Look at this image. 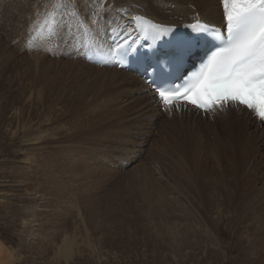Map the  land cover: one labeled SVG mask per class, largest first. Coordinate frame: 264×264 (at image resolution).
Returning <instances> with one entry per match:
<instances>
[{
  "label": "rangeland",
  "instance_id": "374dc122",
  "mask_svg": "<svg viewBox=\"0 0 264 264\" xmlns=\"http://www.w3.org/2000/svg\"><path fill=\"white\" fill-rule=\"evenodd\" d=\"M26 54L0 27V264H264L261 240L239 235L243 225L222 223L217 241L197 235L203 226L181 188L188 178L190 193L198 195L201 182L213 184L227 167L230 173L243 166L230 120L123 114L97 93L96 67L59 58L37 70ZM120 135L138 143L133 164L118 162L113 156L121 147L111 143V154L86 159L97 158L91 165L98 172L83 175V162L64 193L49 186L50 177L63 178L55 162L61 153Z\"/></svg>",
  "mask_w": 264,
  "mask_h": 264
},
{
  "label": "bare ground",
  "instance_id": "6f19581e",
  "mask_svg": "<svg viewBox=\"0 0 264 264\" xmlns=\"http://www.w3.org/2000/svg\"><path fill=\"white\" fill-rule=\"evenodd\" d=\"M139 15L146 16L163 26L186 27L200 20L218 27L226 22L222 0H0V27L10 44L14 43L21 52L26 51L24 57L29 58L30 65L33 64L37 70L38 68L47 70L52 61L68 58L74 67L91 70L96 67L98 69L96 78L99 81L97 93L107 101L110 97L112 101L107 103L112 109H116L115 111L122 109L124 114L128 111L140 110L138 113L145 116H155L162 111L169 116L196 115L209 118L212 115L214 118L221 115L230 120L233 123L232 133L235 136L232 140L239 145L246 158L243 166L240 169L234 168L235 171L230 173H227L228 167L224 173L219 172L215 176L214 185L201 182L200 187L195 189L199 196L190 193L188 178L182 181L181 188L189 192L187 197L194 208L195 220L203 226L197 231L198 233L195 232V235L197 233L217 241V237L223 234L222 223L230 225L233 229L238 224L245 228L239 235L243 236L248 232L247 238L261 240L260 245L264 246V121L245 106H229L226 111L215 109L205 113L193 110L185 104L170 103V107L166 110L163 101L135 74L86 63V52L91 50L105 52L109 49V31L113 35L119 30H133L135 19ZM29 44H31L30 48ZM11 55L13 54L10 53L9 56ZM2 60L3 56H0V63ZM69 77L66 78L68 81ZM82 135L83 131L80 133V136ZM109 139H103L101 144L96 142V145L89 149V146L87 148L78 146L76 150L61 153L55 162L58 165V173H61L63 178L57 180L53 176L50 177L49 186L56 188L58 193H64L65 188L68 189L70 186L67 182L71 180V175L83 162L86 163V168L81 171L83 175L98 172V169H94L96 166L91 164L104 153L111 154L115 149L110 146L111 143L121 147L117 156H113L118 162L133 164L137 160L133 153V149L138 145L137 142L126 140L124 135L112 139L110 143ZM86 151L88 153H84ZM96 152L97 158L90 163L86 162V159ZM224 152L222 150V153ZM189 156L192 160L191 152L187 153V158ZM83 185L88 190L93 183L87 181ZM180 190L178 188L177 192ZM75 194L77 195L76 192ZM75 194L73 196L76 198ZM34 196L32 198L35 201L42 200L41 196ZM87 196L90 199L89 195ZM180 199L177 195L176 201ZM36 211L32 213L35 215L39 212ZM64 244L65 241L61 249L69 256L71 246Z\"/></svg>",
  "mask_w": 264,
  "mask_h": 264
},
{
  "label": "snow or ice",
  "instance_id": "6c2138e0",
  "mask_svg": "<svg viewBox=\"0 0 264 264\" xmlns=\"http://www.w3.org/2000/svg\"><path fill=\"white\" fill-rule=\"evenodd\" d=\"M222 3L227 40H223L222 34L217 39L226 46L180 98L187 96L193 105L205 112L226 111L229 106L243 105L264 121V0H222ZM194 28L215 32L203 23ZM199 39L197 36L178 41L176 54L166 58L168 67H181L191 53L194 41ZM159 96L167 110L176 93L160 91Z\"/></svg>",
  "mask_w": 264,
  "mask_h": 264
}]
</instances>
